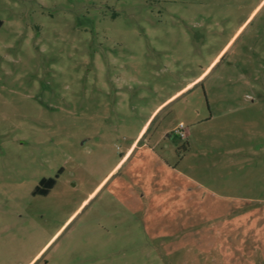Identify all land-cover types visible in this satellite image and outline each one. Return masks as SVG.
I'll use <instances>...</instances> for the list:
<instances>
[{
	"label": "rangeland",
	"instance_id": "rangeland-1",
	"mask_svg": "<svg viewBox=\"0 0 264 264\" xmlns=\"http://www.w3.org/2000/svg\"><path fill=\"white\" fill-rule=\"evenodd\" d=\"M139 133L180 153L181 229L110 191ZM0 264H264V0H0Z\"/></svg>",
	"mask_w": 264,
	"mask_h": 264
},
{
	"label": "crops",
	"instance_id": "crops-1",
	"mask_svg": "<svg viewBox=\"0 0 264 264\" xmlns=\"http://www.w3.org/2000/svg\"><path fill=\"white\" fill-rule=\"evenodd\" d=\"M175 136L172 135L170 139L174 141ZM161 139V136L158 137L156 134H150L144 137L139 133L127 144L125 151L120 153V159L117 161L115 167L128 162V170L144 167L143 169L149 170V174L145 177H141L139 184L134 183V186L136 185L139 189L138 192L134 189L133 185H131L130 179L128 180L127 187L124 186L123 182L113 180L110 191L122 202H127L129 205H133L134 208H137L135 207L137 205H134V203L138 201V197H149L148 203H152L153 198L159 199L154 202H161L164 211H167L168 208L169 212H171L174 208V214L169 215L167 218L177 220V228L181 229V156L180 153L177 152V155H175L173 144L172 154L169 158L160 154L156 148L160 144ZM168 147V144H166V148ZM154 172H156V175H154ZM138 174L139 173H137V175ZM168 203L169 206L167 205ZM150 206L148 204V206L144 207V215H148L150 211L155 213V210L151 209ZM168 224L169 223H164L162 225L163 228H168ZM213 230V232H210V235L214 236V242H212L211 239L210 249L212 250L213 248L214 250L218 249L229 252V250H231L233 236L231 228H216ZM175 232L176 231L172 230L166 231L164 237L170 238V236L176 235ZM223 233L225 236H223ZM177 234L181 235V230L177 232Z\"/></svg>",
	"mask_w": 264,
	"mask_h": 264
},
{
	"label": "trees",
	"instance_id": "trees-1",
	"mask_svg": "<svg viewBox=\"0 0 264 264\" xmlns=\"http://www.w3.org/2000/svg\"><path fill=\"white\" fill-rule=\"evenodd\" d=\"M55 184V179L53 177L42 178L39 182V185L35 188V194H46L48 190L53 187Z\"/></svg>",
	"mask_w": 264,
	"mask_h": 264
},
{
	"label": "built area",
	"instance_id": "built-area-1",
	"mask_svg": "<svg viewBox=\"0 0 264 264\" xmlns=\"http://www.w3.org/2000/svg\"><path fill=\"white\" fill-rule=\"evenodd\" d=\"M174 133L178 135L180 138L181 137H186V129L183 124H179L178 127L175 129Z\"/></svg>",
	"mask_w": 264,
	"mask_h": 264
}]
</instances>
